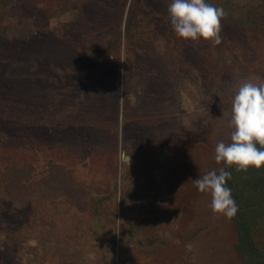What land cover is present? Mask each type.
<instances>
[{"label":"rangeland","instance_id":"374dc122","mask_svg":"<svg viewBox=\"0 0 264 264\" xmlns=\"http://www.w3.org/2000/svg\"><path fill=\"white\" fill-rule=\"evenodd\" d=\"M168 3L20 0L11 7L7 21L27 19L37 32L0 38V129L10 136L0 171L40 151L53 154L89 191L91 212L48 199L2 211L0 264H100L104 252L108 264H242L230 218L213 212L193 179L223 167L215 146L230 139L236 88L264 81V35L221 20L222 51L185 40L171 27ZM145 15L158 35L135 43V55L125 43L107 50L112 32ZM259 16L264 21V8ZM96 130L102 149L89 153L83 134ZM135 160L150 168L134 173ZM150 236L169 244L138 243ZM108 243L115 251L103 249Z\"/></svg>","mask_w":264,"mask_h":264},{"label":"trees","instance_id":"16d2710c","mask_svg":"<svg viewBox=\"0 0 264 264\" xmlns=\"http://www.w3.org/2000/svg\"><path fill=\"white\" fill-rule=\"evenodd\" d=\"M20 0H0V38L29 37L36 34L35 27L27 19H22L19 24L8 20L11 7ZM218 0H210L216 4ZM226 15L222 21L229 26L244 30H259L264 35V21L259 12L264 8V0H220ZM129 13V12H128ZM130 15V13H129ZM155 19L146 16L134 25H127L125 31L118 29L112 32L107 50L116 53L115 48L125 43V49L130 55H135L134 44L151 39L160 32L154 26ZM153 25V26H152ZM151 34V36H150ZM222 42L217 45L219 51L223 50L225 35L221 31ZM131 64L135 60L129 58ZM97 124L95 123V128ZM94 128V127H93ZM90 133L83 134L85 142L81 141L82 148L91 152L101 151V143ZM10 136L0 129V160L9 159L3 155L4 145ZM88 140L91 142L89 143ZM94 141V142H93ZM138 150L142 158V149ZM140 146V145H139ZM51 151V150H49ZM47 151V152H49ZM45 152V151H44ZM40 151L33 158L13 165H7L0 171V213L10 208L23 209L35 201H63L70 208L83 214H90L89 191L84 187L74 170L66 166L63 161L56 159L55 155ZM102 159L100 160V162ZM223 167L227 168L223 164ZM150 166L141 168L135 160L132 165L134 173L145 172ZM232 172V179L228 181L232 194L239 206L238 213L230 218L234 231L238 236L235 249L242 264H264V168H249L247 171L237 170L235 166L227 169ZM2 231V229H1ZM0 231V232H1ZM141 245L166 246L169 241L162 237L150 236L145 241L138 240ZM24 239L18 237L15 245L16 251L24 249ZM103 249L115 251V243L104 245ZM109 255L101 253L100 264H108Z\"/></svg>","mask_w":264,"mask_h":264},{"label":"clouds","instance_id":"9594fccd","mask_svg":"<svg viewBox=\"0 0 264 264\" xmlns=\"http://www.w3.org/2000/svg\"><path fill=\"white\" fill-rule=\"evenodd\" d=\"M168 12L175 34L185 40L201 39L220 45L221 20L226 15L222 6L210 0H169ZM232 129L228 142L221 140L215 146V160L227 166L212 169L193 179L201 193L211 196L213 212L234 217L239 206L228 181L235 166L237 170L264 168V81L251 79L240 84L231 100ZM131 164V156L128 157Z\"/></svg>","mask_w":264,"mask_h":264},{"label":"water","instance_id":"95a60500","mask_svg":"<svg viewBox=\"0 0 264 264\" xmlns=\"http://www.w3.org/2000/svg\"><path fill=\"white\" fill-rule=\"evenodd\" d=\"M126 160L129 161V160H128V157L126 158Z\"/></svg>","mask_w":264,"mask_h":264}]
</instances>
